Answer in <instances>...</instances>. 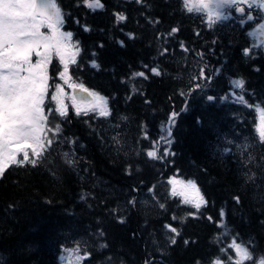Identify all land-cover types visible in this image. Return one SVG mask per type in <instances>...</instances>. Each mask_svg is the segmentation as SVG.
Segmentation results:
<instances>
[{"label": "trees", "instance_id": "1", "mask_svg": "<svg viewBox=\"0 0 264 264\" xmlns=\"http://www.w3.org/2000/svg\"><path fill=\"white\" fill-rule=\"evenodd\" d=\"M100 2L93 9L56 0L63 30L80 48L68 75L103 94L110 114L77 115L72 104L64 117L48 113L47 127L61 129L48 133L55 143L36 165H11L0 177V264H60L68 247L81 250L79 264H235L233 238L253 257L243 264H258L264 53L252 46L250 26L209 27L182 0ZM62 66L56 58L49 64L52 83ZM238 79L243 88L232 85ZM45 104L56 108L50 98ZM154 142L158 159L147 155ZM174 177L193 181L206 203L197 209L172 195Z\"/></svg>", "mask_w": 264, "mask_h": 264}, {"label": "snow or ice", "instance_id": "2", "mask_svg": "<svg viewBox=\"0 0 264 264\" xmlns=\"http://www.w3.org/2000/svg\"><path fill=\"white\" fill-rule=\"evenodd\" d=\"M183 2L188 12H206L209 17V27H211L216 21L227 19L225 12L229 9L235 8L236 13H243L244 9L237 5L240 2L247 3L248 0H183ZM85 3L93 9L103 7L100 0H85ZM262 6H264V0H262ZM117 18L121 21L125 19L123 15H118ZM247 19L252 20L253 17L249 14ZM63 24V15L56 0H0V177L11 165H36L55 143L53 139L48 138V133L53 132L55 135L61 130L59 125H56L54 130L47 127L48 113L54 111L61 117L67 115V109L60 99L64 95L60 85H56L57 91L51 94V99L57 102V107L46 111L45 99L50 79L48 67L53 55L58 57L63 65L59 76L67 83L71 79L68 76L69 65L76 63V57L80 52L78 42L75 44L71 42L73 34L61 31ZM42 27L47 28L50 34L42 32ZM176 31V28L172 29V33ZM181 47L184 48V45L181 44ZM185 51H187L186 48ZM249 51L247 48L244 49V54L249 55ZM33 57L36 58L35 63H33ZM92 66L98 67L95 60L92 61ZM152 72L159 75L156 68H153ZM134 75L144 76V73ZM200 78L211 79V77H204V69L200 70ZM244 83L242 79L232 81L235 88H243ZM70 87L74 90L79 88L92 97V111L98 110L102 117L110 114L106 97L90 91L83 84L72 83ZM196 87L199 88L201 85ZM207 99L211 101L214 97L208 96ZM76 111L77 115L81 113L79 108ZM177 115L176 112L171 113L170 124L174 122ZM261 119L264 121V112L261 113ZM166 131L170 137V129ZM260 138L264 140V124L260 128ZM161 140L171 143V140L166 137H161ZM156 147L157 143L154 142L153 150L147 152L148 157L160 158L155 150ZM18 154H22L23 158L18 159ZM164 155H169L167 149L164 150ZM68 163L72 161L69 160ZM169 183L174 186L172 195L183 196L184 203H191L197 209L206 203L193 181L189 180L184 184V182L170 179ZM177 184L182 185L179 192L175 188ZM234 199L237 203L240 202L239 197ZM223 215L221 211V217ZM165 227L179 235L171 225ZM170 243H176L175 236L171 237ZM187 243L189 241H185V244ZM229 248L236 253L235 264H243V261L253 259L248 248L243 243H237L236 238H233ZM65 251L71 253L78 249H65ZM84 255L86 256L87 253L85 252ZM76 259L79 261L81 257L77 256ZM146 264H152V262L146 261ZM213 264H220V261L216 260ZM258 264H264V258H261Z\"/></svg>", "mask_w": 264, "mask_h": 264}, {"label": "rangeland", "instance_id": "3", "mask_svg": "<svg viewBox=\"0 0 264 264\" xmlns=\"http://www.w3.org/2000/svg\"><path fill=\"white\" fill-rule=\"evenodd\" d=\"M260 2V3H259ZM248 4H252V3H248ZM253 4H255V5H257L258 7H264V6H262V0H255V2H253ZM202 13V12H201ZM205 14H207L206 12H205ZM234 15V13H231V14H229L228 16H233ZM236 15V14H235ZM207 17H208V15H206ZM227 16V17H228ZM209 18V17H208ZM41 31L42 32H45V33H48V34H50L49 33V30L47 29V28H45V29H43V28H41ZM61 31H64L63 29H62V27H61ZM253 31H255L254 30V28H253ZM64 32H66V31H64ZM254 34H255V32H254ZM73 44H75L76 42L72 39V41H71ZM53 56H55V55H53ZM56 57V56H55ZM57 59H58V61H59V58L58 57H56ZM35 57H33V63H35ZM60 62V61H59ZM63 67V66H62ZM69 76V75H68ZM60 78V77H59ZM60 82L59 83H56V82H53L52 84H50V82L48 81V83H49V89H48V94L46 95V99H48V98H50L51 99V94L52 93H55L56 91H57V89H56V85H60V87L63 89V92H64V95L62 96V97H60V99L62 100V102H63V105L67 108V106L68 105H70V104H72L76 109L77 108H79V109H81V112H93L91 109H92V105H93V99H92V97H89L87 100H82V99H73V91H74V89L72 88V87H70V84H72V83H75V84H77V85H79V83L77 82V81H75V80H73V79H70V80H68V82L67 83H65V80L64 79H61L60 78ZM79 89V88H78ZM90 91H93V92H97V91H94L93 89L91 90V89H89ZM98 93V92H97ZM100 94V93H99ZM101 96H103L104 97V95L103 94H100ZM235 96V95H234ZM52 100V99H51ZM54 103H55V107H57V102L56 101H54ZM108 107V106H107ZM95 112H98V110L97 111H95ZM262 112H264V108L263 107H259L258 108V122H257V133L258 134H260V128H261V126H262V124H264V121H262V119H261V113ZM99 113V112H98ZM241 144L242 145H247V140H243L242 142H241ZM29 153L31 154V150L29 149ZM23 158V156H22V154H18V159H22ZM172 179H174V180H176V181H181V182H184V184H186L187 183V181H189V180H186V179H181V178H176V177H174V178H172ZM173 185L171 184V188H172V190H173ZM181 187H182V185H180V184H177V185H175V188H176V191L177 192H179L180 190H181ZM198 188V187H197ZM180 196V195H179ZM183 200H184V197L183 196H180ZM189 204H191V203H189ZM193 205V204H192ZM66 249H73V250H75V249H78L77 247H69V248H66ZM235 253V252H234ZM77 256H79V257H81V259L79 260V261H77ZM82 258H83V255H82V253H81V251H80V249H78V251H72L71 253H69V252H66L65 251V249L61 252V255H60V264H78L81 260H82ZM236 253H235V255H234V259L236 260Z\"/></svg>", "mask_w": 264, "mask_h": 264}, {"label": "flooded vegetation", "instance_id": "4", "mask_svg": "<svg viewBox=\"0 0 264 264\" xmlns=\"http://www.w3.org/2000/svg\"><path fill=\"white\" fill-rule=\"evenodd\" d=\"M252 3V4H248ZM260 3V2H259ZM238 7L243 8L244 12L243 13H236L235 8L229 9L225 12V15L228 16L231 13H234V18L237 19V22H242L245 23L249 26H255V35L257 39V45H258V51L261 53H264V7H258L257 5L253 4V0H248L247 3L245 2H240ZM200 15L207 19H209L205 14V12H198ZM235 14L237 15V18L235 17ZM251 15L253 17L252 20H248L247 16ZM233 16H228V19L231 21L234 20ZM235 21V20H234Z\"/></svg>", "mask_w": 264, "mask_h": 264}]
</instances>
